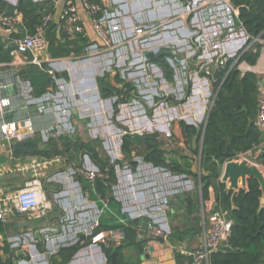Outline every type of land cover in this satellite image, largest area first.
I'll return each mask as SVG.
<instances>
[{
  "label": "crops",
  "instance_id": "1",
  "mask_svg": "<svg viewBox=\"0 0 264 264\" xmlns=\"http://www.w3.org/2000/svg\"><path fill=\"white\" fill-rule=\"evenodd\" d=\"M5 1L12 5L18 3V0ZM55 1L57 6L54 10L53 22L60 24V14L70 0ZM100 2L106 8V14L102 18H104L110 45H106L98 36L92 19L82 14L84 33L90 41L86 53L80 56L53 59L47 51L27 58L20 57L9 67L1 68L6 73L27 72L32 65L36 71L48 68V73L55 80V86L50 85L47 91L40 96H38V91L32 87L31 81L25 76L22 77V88L14 87V92L9 90L4 92V95L10 96L14 103L12 117L22 122L20 133L24 135V139L20 142L31 141L33 143L29 145H36L39 149L48 150L50 148L49 141L54 140L62 151L59 156H61V162H64L65 168L62 166L54 168L58 169L57 175L54 176L57 177L56 181H59V184H64L61 198L64 199L65 211L72 212V219L79 224L78 227L76 225V231H80L79 233L69 234L65 230L59 237L60 239L55 238L48 242L45 241V233L57 228L59 224L57 216L50 220H39L25 225L33 231L35 239L29 246L33 250L32 257L33 259H43L44 264H52L51 256L60 247L75 244L80 239H84L81 229L85 224L91 222L89 210L99 213L96 217L98 223L101 216H106L105 210L110 211V208L99 196L94 198L90 195L89 198H85L84 191L87 190L84 188V183H86V179L72 177L67 168L72 166L76 168L82 165L92 167L89 155L82 147L76 145L77 143L85 144L76 132L84 126L87 119L91 120L94 127L103 126L105 128L106 115L112 116L116 110V102L119 100L116 90L123 86L117 82V74L133 87V92H136L142 78L146 84L149 78H153V71L156 74H164L166 63L174 65L176 61L185 63L194 59L198 44L209 45L216 42L217 48L220 46L225 51L224 53L235 57L245 47L248 39L246 32L235 22L238 11L234 10L232 5L229 7L222 2H212L206 5L203 10L189 16L184 15L186 0H100ZM166 22L171 23L159 27ZM223 32L227 33L225 38L220 41L219 35H222ZM195 36L200 37L201 42L198 43ZM0 37H6L1 20ZM259 42L262 44V50L257 64L252 66L244 63L240 68L243 72H253L259 75L261 87L264 89V39ZM51 71L54 72L53 75L50 73ZM136 71H143L145 75L141 78L132 76L131 74ZM64 74H67L68 79L63 77ZM58 75L59 78L56 77ZM99 78H103L108 88L101 90ZM89 80L90 82H88ZM64 110H67L66 115L63 114ZM196 115L201 117L199 113ZM26 119L31 120V126L25 125L24 120ZM97 131L100 130L97 129ZM65 145H67L66 151L63 149ZM0 161H3L0 165V191H3L9 189L14 184L13 182L21 181L25 185L40 178L36 176V173L43 169L47 170V165L44 166L43 162L49 160L38 157H27L22 160L15 158L14 155L10 156L6 142L2 141L0 142ZM125 167V165L120 166V168ZM152 167L153 170L163 169L153 165ZM143 172L147 175L150 173L147 169ZM148 176L144 177V180H141L143 179L141 175L139 176L140 183H143L144 189L142 188V190L141 188L140 190L136 189L139 186L136 183V179H139L138 176L136 179H132V177L127 179L128 181L134 180L135 186L132 188V183L128 184L127 202L123 201L122 196L115 195L116 188L121 185L120 179H118L117 184L111 188L114 198L120 203L121 209L123 208L122 202L125 203L122 212L129 218L144 217L146 223L155 222L167 229L170 227L169 222L177 218V214L174 217L175 212L169 210L168 202L173 198L163 192L164 188L157 182V179ZM227 185L229 187V184ZM146 192H150L151 195L147 196ZM163 193L165 196L162 195ZM174 194H172L173 197L185 202L183 197L180 198L181 195L178 192ZM74 200H77L79 204H76ZM78 213L80 216H77ZM188 222L187 226L181 229L175 226V229L171 231V233H177L183 237L182 240L176 239L175 243L170 241V238L164 241H148L145 254L139 260L133 249L126 253H130L128 255L133 257V260H138L139 264H178V254L188 256L189 253L198 250L202 245V231L200 232L198 229L197 219L195 217L190 219L189 216ZM20 225L19 228L25 227ZM71 230L69 229V231ZM37 233L39 237H36ZM146 234L142 237L150 240ZM18 240L19 238L16 241ZM38 242L42 244V250L38 249ZM80 242L83 243V241ZM103 246L108 247L109 245L89 244L84 246L69 264H106L107 257Z\"/></svg>",
  "mask_w": 264,
  "mask_h": 264
},
{
  "label": "trees",
  "instance_id": "2",
  "mask_svg": "<svg viewBox=\"0 0 264 264\" xmlns=\"http://www.w3.org/2000/svg\"><path fill=\"white\" fill-rule=\"evenodd\" d=\"M230 3L233 9L238 11L235 22L246 32L248 39L245 47L235 57L227 59L224 65H219L211 73L202 74L209 78L215 91V100L204 125L205 131L203 132L202 128L198 131L196 126L183 120L179 121L174 129L176 137L184 142L186 149L193 156L182 154L179 150H165L160 144V134L156 132L125 135L122 154L131 161L134 157L133 147L144 148L146 163L166 169L173 175H183L200 182L201 198L206 212L213 213L219 208L229 212L233 222L231 234L210 255L209 264H264V193L259 181L250 178L247 188L241 189L233 202L234 192L220 180L224 164L238 160L240 156L260 147L263 142L262 133L255 125L261 77L253 72H243L240 66L244 63L254 66L260 58L262 44L259 41L264 39V0H230ZM54 10L51 1L37 4L32 0H18L16 5H12L0 0V16H14L16 13L21 16L19 29L11 34L10 38L0 37V65L12 62L13 40L26 35H36L43 23L44 15ZM45 35L47 51L53 59L83 55L90 46L85 33H78L71 38L63 35L61 24L55 22L46 27ZM169 73L172 71L169 70ZM18 74L21 78L25 76L31 81L34 90L38 91V96L43 95L50 85L55 86V80L48 73V68L36 71L32 65L29 71H19ZM56 77L59 78V75ZM63 77L68 79L67 74ZM116 80L126 89L133 91V87L119 74ZM124 87L116 90L119 97L116 108L121 103L120 96L125 93ZM49 145L48 150L39 149L36 145L15 149L14 157L22 160L27 157L52 160L62 154L54 140H50ZM67 145L63 146L65 151ZM76 145L86 151L102 174L93 184L86 180L84 188L89 191L91 197L99 196L110 208V211L105 210L106 216L100 217L99 226L93 235L109 231L124 233V239L119 245L103 246L107 264H112V254L115 250L118 254V264H139L138 260L145 254L146 245L150 241L142 237L147 233L148 223L144 217L131 219L123 213L120 203L116 201L111 191L118 180L115 167L116 165L122 167L124 164L120 161L113 164L109 159L103 158L93 144ZM196 157H199V171H195ZM254 161L264 170L263 146L256 150ZM2 163L3 161H0V165ZM130 164L132 169L136 170L137 162L131 161ZM180 202L187 206L188 215H193L197 207L195 200L189 197L185 202ZM18 228L17 222L0 219V264H18L21 259H29V256L19 257L16 248L10 242ZM199 231H202L201 228ZM169 238L174 243L176 239H183L177 233H172ZM91 240L92 237L86 244L79 241L60 247L51 256L52 264H69L84 246L91 244ZM37 247L39 250L43 248L40 242L37 243ZM131 249L135 251L138 260H133V257L126 253ZM192 261L190 256L177 255L178 264H191Z\"/></svg>",
  "mask_w": 264,
  "mask_h": 264
},
{
  "label": "rangeland",
  "instance_id": "3",
  "mask_svg": "<svg viewBox=\"0 0 264 264\" xmlns=\"http://www.w3.org/2000/svg\"><path fill=\"white\" fill-rule=\"evenodd\" d=\"M214 2L221 1L216 0ZM203 9L204 8H201L200 10ZM226 33L227 32H223L222 35H219L220 41L225 38ZM195 38L198 43L201 42L200 37L195 36ZM217 46L218 45L216 42L209 45L203 43L198 44L195 49L196 56L194 59L185 63L176 61L174 62V65L171 63H166L164 67V74H156L154 73L155 71H153V78H149L146 84L143 82L144 78H142V81L139 82V87L138 90L136 89V92H131L122 86L124 87L125 93L120 96L121 103L113 112L112 116H110V114L106 115L107 120L105 128L103 126H98L99 128H96L91 124V120L87 119L88 121H85L84 126H82V128L76 132L83 143L93 144V146L100 152L103 158L109 159L113 164H116L120 161L126 166L125 168H120L119 165H116L115 167L117 179H120L121 182V185H119L120 187L118 186L115 190V195L117 197L122 196L123 201L127 202V197L129 196L128 184L132 183V188L134 186V180L132 181V179H136L137 176L139 177L140 175L143 178L141 180H144V177L148 175L150 178L153 176L155 179H157V182L162 185V188H164L163 192H166V194L170 195L169 197L172 196L173 198L168 202L169 210L175 212V214H173L174 217L177 214V218H174L169 222V228L166 229L163 225L157 224V227L163 226V228L169 232V237L172 234L171 231L175 229V226L181 229L182 227L189 224V216L190 219L192 217L197 219L198 229L201 228L202 230L203 223L205 219L209 217L211 212H206V208L202 203L200 182H197L195 179H189L183 175H173L166 169L153 170L152 164H148L144 161V156L146 153L145 149L137 146L133 147L134 157L131 161L137 162L138 166L136 170H133L131 168L132 165L130 164L131 161L126 159V157L122 154L123 137L127 134L142 135L145 133L156 132L160 134V144L165 150H179L182 154L193 156V154L186 149L184 142L176 137V132L174 129L181 120L203 129L207 120L208 112L213 106L215 100V91L214 86L209 78H207V76H203L202 74L211 73L218 65L219 60H223L225 62L226 59L232 58L229 56V54L224 53L225 51H223L220 46L219 48H217ZM169 70H171L172 73H169ZM131 75L141 78L145 75V72L136 71ZM88 82H90V80ZM197 113L201 114L200 118L197 117L200 116L196 115ZM97 129L100 131H97ZM61 161V156L56 157L53 160L44 161L43 164L44 166L47 165V170L43 169L45 171L42 170L36 173V176L40 177L37 179L40 181L47 201L52 206L49 212L47 211L46 214L40 218L34 215V213L18 212L9 213L4 218L9 222H17L18 226H21L20 224L27 226V224H32L33 222L39 220H50L57 216L56 219L59 220V224L57 225L56 229H52L45 233L46 242L54 240L55 238L60 239L59 237L65 230L68 231L69 234L80 232L76 231V228L79 226V224L75 223V220L72 219L73 213L69 211L66 212L65 207L63 206L64 199L61 198V192L64 189V184H59V181H56L58 180L57 177L54 176L58 173V169L54 168L57 166H62V168H65L64 162ZM252 162L255 163L254 159H252ZM90 164L92 167H86L82 165L81 167L75 168L72 166L67 168L69 171L68 173L72 177L80 179L86 178L87 172H99L98 168L92 163V161ZM199 165V157H196L195 171H199ZM260 168L262 171H264L263 167L260 166ZM145 169L149 170L150 173H148V175L144 174L143 171ZM100 175L102 176V174ZM130 177H132V179L128 181L127 179ZM140 182L141 181L139 177V179H136V183L139 185L136 187L138 190H140V188L142 190L143 188V183L141 184ZM13 183L14 184L11 185L9 189L0 191V198H2L4 203L8 206L12 204L15 192L27 186V183L24 185V183L21 181H16ZM12 186L14 187L12 188ZM175 192H178L181 195L180 198L183 197L184 200L188 199L189 197L195 200L197 207L193 211V216L188 215L187 206H182L180 202L182 199H176L173 197ZM149 194L151 195L150 192H146L147 196H149ZM112 195L114 197L113 191ZM162 195L165 196V193ZM84 197H90L89 191H84ZM74 202L79 204L77 200H74ZM122 206V209H124L125 203L122 202ZM79 209L81 208L79 207ZM89 211L91 213V222L89 224H85V226L83 225L84 227L81 229V234L83 235L82 238H84L80 239V241H83L82 244H86V242H88L87 240L92 237L91 245H119L123 240L119 242V239H115L110 236L105 239V243H103V240L95 243V235L93 234L99 226L96 219L99 213L96 211L92 212V210ZM77 216H80L79 213ZM26 226L23 228H18V230L10 238V242H12L13 247L16 248L17 255L19 257L29 256V259L19 260L18 264H44L43 259H33L32 257L33 250L30 249L29 246L33 244V240L35 241V239L33 231ZM69 229L72 230L69 231ZM146 235L150 241H159L153 238L150 232H147ZM16 237L19 238L18 241H16ZM21 252H24L26 255H19Z\"/></svg>",
  "mask_w": 264,
  "mask_h": 264
},
{
  "label": "built area",
  "instance_id": "4",
  "mask_svg": "<svg viewBox=\"0 0 264 264\" xmlns=\"http://www.w3.org/2000/svg\"><path fill=\"white\" fill-rule=\"evenodd\" d=\"M32 1L37 4L51 1L54 9L57 6L55 0ZM214 1L216 0H186L184 15L189 16L196 14L201 8H204L206 5ZM219 1L229 7L231 6L229 0ZM82 14H85L92 19L98 36L105 42L106 45H110L108 34L104 25V18H102V16L106 14V8L100 0H70L60 14L62 34L73 38L78 33H84V26L82 25L81 19ZM0 20L3 31L6 34V38H10L11 34L18 30L21 23V16L18 13L14 16H0ZM53 20L54 12L46 13L43 18V23L36 35H26L25 37L13 40L14 49L11 52L13 57L12 62L0 65V142H6L10 156L14 155V146L16 143L24 139V135L20 133L22 122L17 121L12 117L14 103L10 96L4 95V92L8 91L11 87L22 88L23 81L17 72L6 73L3 72L1 68L9 67L20 57L27 58L29 54L35 56L47 52L48 43L45 35V29L53 22ZM170 23L171 22L163 23L159 27H164ZM248 48H250V46ZM226 62L227 59L225 62L222 60L219 65H224ZM50 73L53 75L54 72L51 71ZM63 113L66 115L67 111H64ZM24 121L25 125H32L30 119H26ZM255 125L260 129L264 142V89L261 87V83L259 107ZM263 142L260 147H256L254 150L240 156L238 160L246 158L252 161V159H254V155L256 154V150L263 146ZM99 176H101L99 172H87L85 179L93 184L95 179ZM51 207L52 206L47 201L39 179L36 178L27 183L25 188L15 192L14 200L10 206L5 204L3 199L0 198V219H4L9 213L13 212L34 213V215L40 218L43 217L47 211L49 212ZM232 226L233 222L229 217L228 211L219 208L217 211L211 213L209 217L205 219L202 226L201 247L188 254V256L193 259L191 264H209L210 255L218 249L222 241H225L230 236ZM147 232H150L156 240H167L169 237V232L166 231L163 226L157 227L155 222L147 224ZM109 236L119 239V242L124 239V233L120 231L100 232L94 237L95 243L101 240L105 243V239Z\"/></svg>",
  "mask_w": 264,
  "mask_h": 264
},
{
  "label": "water",
  "instance_id": "5",
  "mask_svg": "<svg viewBox=\"0 0 264 264\" xmlns=\"http://www.w3.org/2000/svg\"><path fill=\"white\" fill-rule=\"evenodd\" d=\"M152 57V56H151ZM153 58V57H152ZM221 60H219L218 65L215 67V70L219 67ZM99 85L101 90L108 88L105 84L103 78H99ZM9 91L14 92V87L9 88ZM212 108V107H211ZM211 109L208 112L207 120L209 118ZM206 120V122H207ZM198 131L201 130L200 127H197ZM205 131V126L203 132ZM31 141L18 142L15 144V149L24 148L25 146L31 144ZM250 178H255L259 181L262 191L264 193V171L260 168V165L254 163L246 158L242 160H234L224 164L222 168L221 181L229 184V189L234 193L232 196V201H235V198L238 196L241 189L247 188L248 180ZM36 237H39V234H36ZM148 251V249H146ZM26 255L24 252H21L19 255ZM112 264H118V254L115 250L112 254Z\"/></svg>",
  "mask_w": 264,
  "mask_h": 264
}]
</instances>
